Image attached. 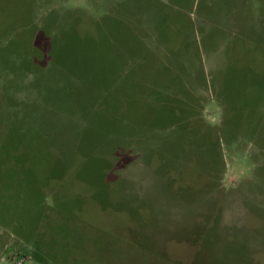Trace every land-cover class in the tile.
<instances>
[{"label":"rangeland","instance_id":"374dc122","mask_svg":"<svg viewBox=\"0 0 264 264\" xmlns=\"http://www.w3.org/2000/svg\"><path fill=\"white\" fill-rule=\"evenodd\" d=\"M0 264H264V0H0Z\"/></svg>","mask_w":264,"mask_h":264}]
</instances>
